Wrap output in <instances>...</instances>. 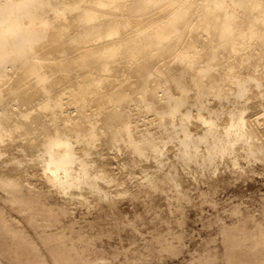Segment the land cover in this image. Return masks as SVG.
<instances>
[{
	"label": "bare ground",
	"instance_id": "bare-ground-1",
	"mask_svg": "<svg viewBox=\"0 0 264 264\" xmlns=\"http://www.w3.org/2000/svg\"><path fill=\"white\" fill-rule=\"evenodd\" d=\"M250 100L261 109L248 113ZM263 137L264 0H0L1 194L33 188L16 177L22 146L48 187L107 198L100 180L125 185L92 172L101 142L139 159L176 142L180 161L211 164L240 142L256 160ZM0 208L5 227L24 229Z\"/></svg>",
	"mask_w": 264,
	"mask_h": 264
},
{
	"label": "rangeland",
	"instance_id": "rangeland-1",
	"mask_svg": "<svg viewBox=\"0 0 264 264\" xmlns=\"http://www.w3.org/2000/svg\"><path fill=\"white\" fill-rule=\"evenodd\" d=\"M249 105L248 113L261 109L255 100ZM102 143L88 158L92 172L118 173L119 185L121 179L125 185L100 180L108 200L86 185L71 190L70 198L48 187L34 154L19 147L24 167L17 176L7 173L34 185L6 187L0 205L20 220L29 243L0 231L1 264H57L51 250L70 256L67 264H264V150L248 164L240 142L224 161L219 156L204 164L180 161L176 142L160 159H139ZM32 219L34 227L27 223ZM3 221L0 214V227Z\"/></svg>",
	"mask_w": 264,
	"mask_h": 264
},
{
	"label": "crops",
	"instance_id": "crops-1",
	"mask_svg": "<svg viewBox=\"0 0 264 264\" xmlns=\"http://www.w3.org/2000/svg\"><path fill=\"white\" fill-rule=\"evenodd\" d=\"M2 230L14 234L15 237H19L22 242L29 243V240L22 234V231H24L23 229H15V228H8L5 226H1L0 231ZM0 258H1V251H0ZM44 262H46V260H44ZM0 264H1V261H0Z\"/></svg>",
	"mask_w": 264,
	"mask_h": 264
}]
</instances>
